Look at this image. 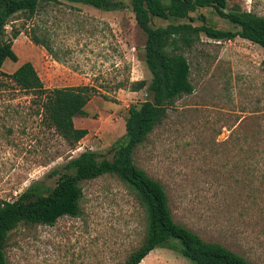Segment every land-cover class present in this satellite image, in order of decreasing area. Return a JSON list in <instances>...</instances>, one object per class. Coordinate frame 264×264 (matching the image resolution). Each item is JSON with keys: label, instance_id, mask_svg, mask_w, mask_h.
<instances>
[{"label": "rangeland", "instance_id": "374dc122", "mask_svg": "<svg viewBox=\"0 0 264 264\" xmlns=\"http://www.w3.org/2000/svg\"><path fill=\"white\" fill-rule=\"evenodd\" d=\"M100 10L66 0L47 1L36 15H13L4 38L12 39L16 62L30 61L45 87L88 85L95 89L74 125L87 130L74 145L43 126L29 107L30 95L0 92V201L15 199L33 180L88 149L111 157V146L125 135L131 105L151 100V79L143 56L146 34L129 0ZM264 16V0H227ZM215 28L236 30L212 8L190 13ZM182 22L188 19L180 20ZM169 21L153 18L154 26ZM36 35L44 44L34 43ZM194 90L177 98L132 155L157 179L168 196L174 220L203 239L222 243L264 264V48L236 36L214 40L200 35L183 50ZM79 216L54 225L20 224L8 233L6 264H122L144 240L147 218L135 191L115 175L82 183ZM138 264H190L168 248L151 250Z\"/></svg>", "mask_w": 264, "mask_h": 264}, {"label": "trees", "instance_id": "16d2710c", "mask_svg": "<svg viewBox=\"0 0 264 264\" xmlns=\"http://www.w3.org/2000/svg\"><path fill=\"white\" fill-rule=\"evenodd\" d=\"M47 1L57 0H0V92L16 88L29 94V107L39 115L41 124L74 145L87 130L75 127L73 117L84 111L95 89L88 85L45 87L30 61L21 63L11 73L2 71L6 58L14 62L18 59L12 39L19 31L14 30L11 38H4L6 24L17 13L31 18ZM66 1L100 10H116L125 5L121 0ZM129 3L136 24L146 34L143 59L151 75L148 84L140 79L130 86L133 91L146 87L152 99L128 108L125 135L111 146L110 158L103 152L86 149L50 169L43 178L33 180L15 199L0 201V264L7 263L4 246L11 230L20 224L54 225L60 217L79 216L82 183L102 175H115L130 186L146 213L144 240L122 264H138L158 247L179 252L190 264H254L222 243L205 240L176 222L164 186L137 166L132 155L167 116L174 101L194 90L183 50L194 45L201 34L214 40L239 36L264 48V16L239 6L228 9L227 0H129ZM205 7L212 8L237 29L215 28L204 15L197 18L201 24L193 25L190 13ZM153 18L169 22L154 26ZM31 40L44 46L36 35Z\"/></svg>", "mask_w": 264, "mask_h": 264}]
</instances>
